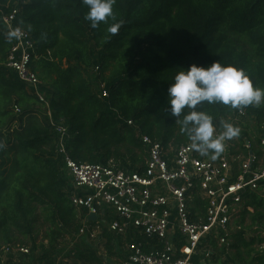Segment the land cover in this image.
<instances>
[{"label": "trees", "instance_id": "16d2710c", "mask_svg": "<svg viewBox=\"0 0 264 264\" xmlns=\"http://www.w3.org/2000/svg\"><path fill=\"white\" fill-rule=\"evenodd\" d=\"M0 4L5 13L17 11L14 25L35 43L30 67L53 121L67 130L66 151L77 163L111 160L126 171H139L147 151L138 135L165 148L191 142L182 120L192 109L186 107L179 118L171 115L167 94L175 74L190 65H232L242 69L254 87L264 89V0H116L115 20L109 18L95 29L84 18L88 8L82 0ZM116 22L121 27L113 34L108 28ZM11 47L8 31L0 24V248L29 242L32 251L44 249L32 264H53L56 241L77 235L83 222H95L71 204V180L57 155V136L44 106L5 66ZM238 109L254 117L257 125L252 129L241 122L248 118L235 123L239 135L230 139L231 150L261 157L264 102L236 109L203 102L195 110L210 115L214 127L222 128ZM220 155L200 153V158ZM204 206L196 198L191 219L197 212L203 215ZM241 206L224 250L235 264H264V181L243 194ZM41 219L47 224V247L37 244L34 236ZM99 223L110 250L115 236L103 224L106 220ZM82 244L71 256L72 264H106L94 248ZM210 246L205 264L217 258V244L210 241Z\"/></svg>", "mask_w": 264, "mask_h": 264}, {"label": "built area", "instance_id": "2783aa9c", "mask_svg": "<svg viewBox=\"0 0 264 264\" xmlns=\"http://www.w3.org/2000/svg\"><path fill=\"white\" fill-rule=\"evenodd\" d=\"M16 15V10L5 13L0 4V24L8 33L20 29L19 35L11 39L5 66L44 106L57 136V155L71 180L72 206L96 218L105 219L108 212L113 213L115 218L107 222V230L124 239L132 233L121 264H193L194 259L205 264L211 254L210 241L219 247L228 245L243 194L255 191L264 181V137H260L261 157L235 154L231 140H226L225 150L218 158H200L192 141L165 148L147 135H138L147 151L139 171H126L111 160L106 164L77 163L66 151L67 130L53 121L40 80L30 67L35 43L27 32L14 25ZM106 95L103 90L102 96ZM247 118L246 112L238 109L226 122L234 125ZM128 125H132L130 121ZM214 129V135L223 131V127ZM244 146L249 150L251 145L247 141ZM196 198L205 203L204 213L197 212L191 219L190 208ZM98 223L91 226L83 222L76 236L86 233L93 238L96 232L102 233ZM29 254L26 246H2L0 264L13 256Z\"/></svg>", "mask_w": 264, "mask_h": 264}, {"label": "clouds", "instance_id": "9594fccd", "mask_svg": "<svg viewBox=\"0 0 264 264\" xmlns=\"http://www.w3.org/2000/svg\"><path fill=\"white\" fill-rule=\"evenodd\" d=\"M88 12L85 20L95 29L100 23L107 22L109 18L115 20L113 5L116 0H82ZM121 27L116 22L109 26L108 31L115 34ZM20 29L8 33L11 40L17 37ZM169 85L168 104L170 114L179 118L187 107L192 111L182 120L183 131L191 141L192 147L202 155L214 152L216 155L225 150V141L239 135V129L230 123H223V131L214 135L212 117L204 112L196 111V107L207 102L209 104L221 103L233 109L241 106H257L264 102V89L253 86L249 77L242 69L232 65H222L214 62L208 67L190 65L187 70L180 69Z\"/></svg>", "mask_w": 264, "mask_h": 264}, {"label": "rangeland", "instance_id": "374dc122", "mask_svg": "<svg viewBox=\"0 0 264 264\" xmlns=\"http://www.w3.org/2000/svg\"><path fill=\"white\" fill-rule=\"evenodd\" d=\"M263 103V102H262ZM261 103V104H262ZM242 123H247L252 129L255 128L257 125L254 117H249L247 120H242ZM239 124V123H238ZM264 129V124H261L260 129ZM256 132V130H254ZM257 133V132H256ZM256 133L255 136H256ZM65 176L69 178V176L65 173ZM70 179V178H69ZM113 213H107V216L105 217L107 222L110 220V215ZM112 216V215H111ZM41 219L39 223L34 228V236H36L37 244H42L44 247H47V241H43L45 233L47 231V224L42 222ZM100 226V229L102 230L103 226L98 223ZM107 227V226H105ZM232 228L235 231L236 227L234 222L232 223ZM108 229V227H107ZM246 237H249L251 234L250 232H247ZM82 241H85L86 244L90 245L91 248H94L96 252L101 255L103 258L108 259L106 264H121L123 261L122 257L124 258L125 254V247L127 244L126 239H121L119 237H115L112 241V245L114 246L111 250L107 249V240L102 238V233L96 232L95 236L91 238L88 234L86 236L77 237L76 235H65L64 237L58 239L56 241V250H55V261L53 264H72L74 259L71 257L74 255L75 251L82 249ZM27 242V241H26ZM18 244H25V246L29 249H31V244L22 242ZM16 245V244H15ZM121 247V248H120ZM224 246L219 247L215 250V254L217 258L215 260H211L208 262V264H235L233 261L230 260V253L227 251L225 252ZM32 251V249H31ZM42 251H44L43 247H40L37 249V251H32L34 257L39 255ZM30 261H32V256Z\"/></svg>", "mask_w": 264, "mask_h": 264}, {"label": "crops", "instance_id": "0c3cea01", "mask_svg": "<svg viewBox=\"0 0 264 264\" xmlns=\"http://www.w3.org/2000/svg\"><path fill=\"white\" fill-rule=\"evenodd\" d=\"M112 215V216H111ZM110 215V220L111 219H113V218H115V215L114 214H111ZM87 220H88V216H87ZM96 220H106V218L104 219V217H101V218H96ZM94 221L95 223H98L97 221ZM94 223V224H95ZM93 224V225H94ZM104 225H106L107 226V220H106V223H103ZM92 226V225H91ZM114 235V234H113ZM115 237H119V236H116V235H114ZM119 238H121V239H124L123 237H119ZM115 246V245H114ZM113 245H112V243H110V250H111V248L113 249V247H114ZM121 248V247H120ZM36 251V250H35ZM31 256H32V259L34 258V255H33V252L31 251V249H30V254L29 255H26V256H18V255H16V256H13V257H11L8 261H6V263L5 264H20V263H25V264H32V261H30V259H31ZM122 259H123V257H122ZM104 260L106 261V260H108V259H106V258H104ZM106 262H108V261H106Z\"/></svg>", "mask_w": 264, "mask_h": 264}, {"label": "water", "instance_id": "95a60500", "mask_svg": "<svg viewBox=\"0 0 264 264\" xmlns=\"http://www.w3.org/2000/svg\"><path fill=\"white\" fill-rule=\"evenodd\" d=\"M88 220L95 221L96 217L94 215H88Z\"/></svg>", "mask_w": 264, "mask_h": 264}]
</instances>
